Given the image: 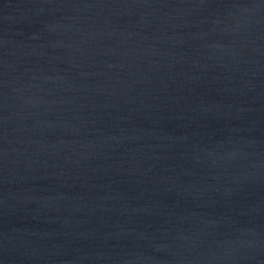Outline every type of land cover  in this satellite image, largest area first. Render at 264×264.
<instances>
[{
    "label": "water",
    "instance_id": "obj_1",
    "mask_svg": "<svg viewBox=\"0 0 264 264\" xmlns=\"http://www.w3.org/2000/svg\"><path fill=\"white\" fill-rule=\"evenodd\" d=\"M0 264H264V0H0Z\"/></svg>",
    "mask_w": 264,
    "mask_h": 264
}]
</instances>
